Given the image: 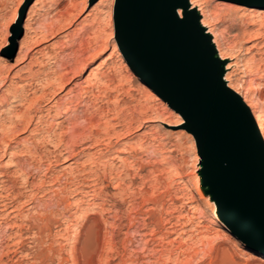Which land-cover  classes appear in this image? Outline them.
<instances>
[{
    "label": "rangeland",
    "instance_id": "1",
    "mask_svg": "<svg viewBox=\"0 0 264 264\" xmlns=\"http://www.w3.org/2000/svg\"><path fill=\"white\" fill-rule=\"evenodd\" d=\"M197 3L217 30L224 62L232 64V82L243 99L253 93L264 118V21L246 8L263 7L264 0ZM74 4L83 8L73 9V22L43 38L50 22ZM116 5L117 0H0V70H6L0 81V138L1 125H11L29 107L28 99L21 103L14 95L39 96L55 68L75 56L84 63L54 98L34 105L29 129L7 146L0 141V180L9 178L0 192L8 201L14 196L10 201L15 198L12 203L22 209L0 207V264H264V254L240 240L220 215L182 114L152 88L149 93L130 67L116 36ZM96 74L107 78L104 86L95 96L86 94L83 104L77 99L72 104L79 123L93 128L109 121L121 130V121L136 115L137 126L120 138L81 140L73 156L63 145L58 149L52 135L60 131L57 121L71 126L67 113L52 119L53 108L48 125L41 126L37 116L55 100L75 97L78 86ZM29 145L37 150L25 151ZM11 150L21 162L11 160Z\"/></svg>",
    "mask_w": 264,
    "mask_h": 264
},
{
    "label": "water",
    "instance_id": "2",
    "mask_svg": "<svg viewBox=\"0 0 264 264\" xmlns=\"http://www.w3.org/2000/svg\"><path fill=\"white\" fill-rule=\"evenodd\" d=\"M185 2L117 0V40L132 70L187 122L228 228L263 255L264 139L203 51L197 17L173 18L172 6Z\"/></svg>",
    "mask_w": 264,
    "mask_h": 264
},
{
    "label": "bare ground",
    "instance_id": "3",
    "mask_svg": "<svg viewBox=\"0 0 264 264\" xmlns=\"http://www.w3.org/2000/svg\"><path fill=\"white\" fill-rule=\"evenodd\" d=\"M248 2H253V3H259L261 0H247ZM204 2V1H203ZM180 6L183 7L184 9V13H183V18L188 15V14H194L197 17L198 20V24H199V30H200V45L203 49V51L206 53V56L208 59L213 60L214 64H216L217 69L220 70V73L223 77V79L225 80V82L227 83V85L234 89L236 92H238L239 94H241L240 90L236 87L235 83L232 82L231 80V75H232V71L230 70L232 68V64L231 63H225L224 60L227 58L225 52L222 51L221 48V43L219 41V36L217 33V30L214 28V26L211 24V21L209 20L205 10L202 8V6L197 3V0H186L185 3L180 4ZM239 6V5H238ZM76 7L77 10H81L83 8V5H76L74 4L73 6H71L70 8H67V10L63 13H61V15L55 19L52 20L50 22V24L47 26V29L43 35V38H47L48 36H54L55 33H57L59 30H61L64 26L66 25H70L73 22V19L76 17L77 13L73 12V9ZM243 7V6H240ZM248 10V13L253 15L254 17H256L255 19H259V21H261V24H263L264 21V6L263 7H257L256 4H253L251 6L246 7ZM213 23V22H212ZM260 25V23H259ZM222 31V30H221ZM221 35V34H220ZM222 36V35H221ZM224 37V36H223ZM226 40V38H225ZM38 42V39L35 41ZM56 57V56H55ZM73 57V56H72ZM232 57V56H231ZM230 58V57H229ZM71 59V58H70ZM232 59V58H231ZM228 59H226L227 61ZM233 60V59H232ZM55 61V60H54ZM57 62V61H56ZM72 62V63H71ZM70 63H68L66 66L61 67V68H55V70L53 71L52 74H50L47 77V81L45 82L44 86L42 87V94L39 96H34L33 98L30 97H24V95H14L13 97L15 98V100H21L24 103V101L26 99H28L29 101V107L26 109V111H24L22 114L17 115V117L15 119H11L9 122L11 123V125L5 126V125H1L3 126L2 128V133H1V138L0 141L2 142V145L7 146L9 145L10 141L13 139H16L18 133L23 130V129H29L32 122H33V115H32V111L34 108V105L36 106V103H38V101H40L39 99L42 100L46 99L48 95H50V97L54 98L55 95L58 93V90L60 91L61 89L65 88L67 86V84H69L74 78L75 76L81 72L82 68H83V61L77 56H75L73 58V61H71ZM233 63V62H232ZM66 64V62H65ZM63 65V64H62ZM235 70V69H234ZM6 71V70H5ZM3 70H0V81L4 80L5 78V74ZM4 74V75H3ZM103 76V75H102ZM102 76L100 77L99 75H95L94 79H86L87 83L84 86H78L79 87V93L76 94V96H72V97H65V99H58V101L55 100V105L54 106H48V108L46 109V113L44 114H40L38 115V119H37V126H39L40 124H44L47 123V116H49L53 110V108L55 109V113L52 114V119L54 117H57L59 115H61L62 113H67V118H68V123L71 124V126L66 125L68 127H63L60 123V121H57L58 124V128H60V131L57 133H54L52 135H54V143L55 145H63L62 147L66 149V151H69L70 154H72L73 156H75V149L77 150V144L78 142H80L81 140H83V142L85 143V140L87 138L92 139L95 142H100L101 138H103L104 135H106V137L108 139L111 140V137L115 136V137H119L122 134H126V132L128 133V131H130L134 126L137 125H133L134 124V120L137 117L136 115H131V117L129 119L125 118V121L122 122L121 121V125H122V129L118 130L117 126L115 125V123L110 124V122H107V125L103 126L101 125V127L99 125H93L95 127L91 128H85L87 126L84 127V125H81L79 123V119L81 118L78 115V112L76 109H73L72 104H74L73 102L77 99V101L80 104H83V102H85V96L86 94L90 93V97L92 95H94L95 90L102 88L101 85L103 84L104 78H102ZM107 76V75H105ZM104 76V77H105ZM233 76V75H232ZM92 78V77H91ZM104 79V80H103ZM109 83V80L105 81ZM107 83V86L109 85ZM142 86H144L147 91L149 93H152V90L149 86H147L146 84H144L142 81L140 82ZM76 85V82H75ZM104 86V84H103ZM40 90V89H39ZM70 90V89H69ZM73 91V90H72ZM97 94V92H96ZM70 95V94H69ZM243 95V94H242ZM26 96V95H25ZM71 96V95H70ZM95 96V95H94ZM93 96V97H94ZM244 96V100L246 102H249L250 105V110L252 113H254L255 118L257 119L258 125L261 129V134H263L264 136V118L261 115V113L259 112V104L257 102L256 99H254L253 97V93L252 92H247L246 94L243 95ZM5 98V97H4ZM51 98V99H52ZM88 98V97H87ZM25 99V100H24ZM91 99V98H90ZM93 100V99H92ZM95 100V99H94ZM93 100V101H94ZM27 101V100H26ZM25 101V102H26ZM19 102V103H20ZM82 102V103H81ZM85 105V103H84ZM89 105V104H88ZM44 106V105H43ZM47 107V106H46ZM37 108V107H36ZM35 108V109H36ZM54 111V110H53ZM35 112V111H34ZM39 113V112H38ZM34 114V113H33ZM117 114V113H116ZM115 114V116H116ZM118 115V114H117ZM87 116V115H86ZM85 116V117H86ZM118 116H121L120 114ZM147 115L143 114L142 112H140V117L144 118L145 120H150V118L145 117ZM14 117V116H13ZM89 117V116H88ZM117 118V117H116ZM122 118V117H121ZM57 119V118H56ZM66 119V118H65ZM82 119V118H81ZM67 120V119H66ZM127 120V121H126ZM120 122V120L118 121ZM4 124V123H3ZM9 124V123H8ZM93 124V123H92ZM99 124V123H98ZM104 124V123H103ZM110 124V125H108ZM46 125V124H45ZM48 125V123H47ZM60 125V126H59ZM89 125V124H88ZM41 126V125H40ZM43 127V126H42ZM41 127V128H42ZM34 128V127H33ZM31 130H34V129ZM135 128V127H134ZM37 130V129H36ZM131 132V131H130ZM104 134V135H103ZM45 138V137H44ZM106 138V139H107ZM120 138V137H119ZM50 139L49 137L46 139L48 140ZM53 139V140H54ZM45 140V139H44ZM44 141V142H50V141ZM0 142V143H1ZM87 142V141H86ZM89 142V141H88ZM102 142H105L102 141ZM51 143H53L51 141ZM107 143V142H105ZM82 144V143H81ZM92 144V143H91ZM90 144V145H91ZM79 145V144H78ZM88 145V144H87ZM39 146V145H38ZM37 146V147H38ZM54 146V145H53ZM61 147V146H60ZM80 147V146H79ZM78 147V148H79ZM87 147V146H86ZM4 149V148H3ZM59 149V147H58ZM25 151L28 152H34L36 151V145L32 147V145L27 146L26 149H24ZM34 150V151H33ZM63 150V149H61ZM82 150V149H81ZM20 151V150H19ZM55 151V150H54ZM65 151V152H66ZM61 153V151H59ZM58 152V153H59ZM79 152V151H78ZM83 152H86L83 150ZM10 153H14V150H11ZM38 153V152H37ZM60 153L58 155H60ZM80 153V152H79ZM19 154V153H18ZM41 155V154H40ZM13 156V154H12ZM11 156V160L16 163L21 162L19 161L20 158L16 155V151L14 153V156ZM65 158V157H64ZM21 163H19L20 165ZM3 174V173H2ZM97 175V174H96ZM93 177L94 176H90ZM97 177V176H96ZM120 178V177H119ZM118 181H122L119 180ZM54 179V178H52ZM123 179V178H121ZM47 180V179H46ZM50 181V180H49ZM7 182H9V178H3L0 180V191H3V189L5 188V185L7 184ZM29 182V181H28ZM54 182V180L52 181V183ZM46 183V182H45ZM51 183V182H50ZM123 183V182H122ZM121 183V184H122ZM34 184V183H33ZM32 184V185H33ZM41 184V183H40ZM44 184V182H43ZM8 185V184H7ZM29 185V184H28ZM39 185V183H38ZM16 186V185H15ZM14 186V187H15ZM34 187V185H33ZM41 187V185H39V188ZM121 187V186H120ZM210 188V187H209ZM37 189V188H36ZM120 189V188H119ZM44 190V189H43ZM40 190V191H43ZM211 190V189H210ZM20 191V190H19ZM39 191V190H38ZM45 191V190H44ZM94 191V189L92 190ZM98 191V190H97ZM101 191V190H100ZM103 192V191H102ZM213 192L215 194V191L213 189ZM10 193V191H9ZM22 193V192H21ZM33 195L36 193L31 192ZM123 193V192H122ZM201 193V192H200ZM13 194V193H12ZM11 194V195H12ZM23 194V193H22ZM31 194V195H32ZM98 194V193H97ZM96 194V195H97ZM103 194V193H102ZM19 195V194H18ZM8 196V195H7ZM4 193L0 192V207L2 208V210L5 209H9L8 211L10 212H16L17 210H22L19 209V203L16 204L12 203L9 199L6 200L7 197ZM40 196V195H39ZM92 196V195H91ZM94 196V195H93ZM9 197V196H8ZM14 197V196H13ZM12 197V198H13ZM28 197V196H27ZM33 197V196H32ZM19 198V197H18ZM94 198V197H93ZM29 199V198H28ZM30 199L32 200V198L30 197ZM40 199V198H39ZM38 199V200H39ZM30 200V201H31ZM110 200V199H109ZM42 200H40L41 202ZM20 202V201H19ZM22 202V201H21ZM108 203V202H106ZM114 204V203H113ZM23 205V203H22ZM112 205V204H111ZM21 206V203H20ZM1 210V211H2ZM3 212V211H2ZM5 212V211H4ZM9 212V213H10ZM19 212V211H17ZM22 212V211H20ZM111 213V212H110ZM19 214V213H17ZM109 215V214H108ZM118 215V214H117ZM108 217V216H107ZM7 219V218H6ZM107 219V218H105ZM42 220V219H41ZM109 220V219H107ZM106 220V221H107ZM32 221V220H31ZM7 223V221H6ZM110 223V221H109ZM86 224V223H85ZM114 224V223H112ZM94 226V225H93ZM85 227V226H84ZM130 229V228H129ZM128 230V229H127ZM88 231V230H87ZM95 231V230H94ZM16 233V232H15ZM41 234V233H40ZM20 236V235H19ZM79 238V237H78ZM145 238V237H144ZM19 239V238H18ZM80 242V241H79ZM110 242V241H109ZM76 245V244H75ZM115 253V252H114ZM151 254V253H150ZM108 255V254H107ZM117 255V254H116ZM110 257V256H109ZM111 264V263H110Z\"/></svg>",
    "mask_w": 264,
    "mask_h": 264
},
{
    "label": "snow or ice",
    "instance_id": "4",
    "mask_svg": "<svg viewBox=\"0 0 264 264\" xmlns=\"http://www.w3.org/2000/svg\"><path fill=\"white\" fill-rule=\"evenodd\" d=\"M173 18L177 20V22H181L183 20L184 9L182 6L178 4H174L172 6Z\"/></svg>",
    "mask_w": 264,
    "mask_h": 264
},
{
    "label": "built area",
    "instance_id": "5",
    "mask_svg": "<svg viewBox=\"0 0 264 264\" xmlns=\"http://www.w3.org/2000/svg\"><path fill=\"white\" fill-rule=\"evenodd\" d=\"M253 115H254V113H253ZM255 116V115H254ZM257 126H258V128H259V130H260V127H259V125H258V122H257ZM262 133V132H261Z\"/></svg>",
    "mask_w": 264,
    "mask_h": 264
}]
</instances>
